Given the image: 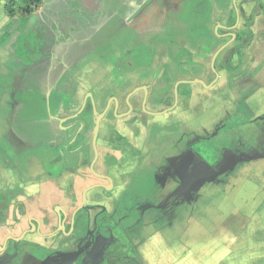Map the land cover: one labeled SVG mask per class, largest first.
Listing matches in <instances>:
<instances>
[{
	"label": "crops",
	"instance_id": "obj_1",
	"mask_svg": "<svg viewBox=\"0 0 264 264\" xmlns=\"http://www.w3.org/2000/svg\"><path fill=\"white\" fill-rule=\"evenodd\" d=\"M5 1L0 0V38L11 33L17 21L5 14ZM196 7L191 12L200 10L205 17H195L198 23L177 45L160 23H151L158 31L141 32L139 42L126 44L125 51L131 46L146 58L131 66L116 67L112 58L122 53H111L109 46L107 53L98 51L113 56L109 60L88 55L77 67L76 93L68 101L62 97L66 81L61 92L54 90L42 100L59 107L50 128L62 124L65 136L52 133L48 147L26 153L23 160L15 149L22 144L10 138L9 131L25 91L18 83L26 77L20 80L18 72L25 69L9 71L0 63V194L10 201L0 212V264H90L92 253L99 259L100 251L102 261L96 264H107L103 257L108 250H95L92 235H81L76 219L73 223L84 192L96 185L87 193L90 229L97 228L106 240H115L113 229L119 231L139 254L119 264H185L175 247L184 250L189 243L193 251L202 242L201 230L195 211L186 218L175 209L187 201L197 206L202 197L174 180H155L175 144L194 149L211 143V149L221 153L211 165L216 170H227V163L241 157L236 165L264 172V0H209ZM247 28L253 36L243 50L241 66L229 71L225 63L237 33ZM221 49L216 74L213 58ZM88 104L82 134L74 142L80 120L70 117ZM102 113L94 160L93 136ZM145 172L152 175L150 184L136 192L135 186L148 182ZM256 248L264 251L262 244ZM113 254L120 260V254Z\"/></svg>",
	"mask_w": 264,
	"mask_h": 264
},
{
	"label": "rangeland",
	"instance_id": "obj_2",
	"mask_svg": "<svg viewBox=\"0 0 264 264\" xmlns=\"http://www.w3.org/2000/svg\"><path fill=\"white\" fill-rule=\"evenodd\" d=\"M53 1L56 0H47L46 2ZM201 1L203 0H146L144 5L135 3V6H131L124 19L120 15L116 17L110 15L112 18L107 17V12H114L116 9L118 11V8L112 6L106 7L104 4L101 12L96 11L94 13L95 17L93 14H89L90 18H95V21L98 23L104 19L101 23L103 30L99 34L101 35L100 37L110 36L107 44L97 45L99 47L95 45L96 49L102 53H107L108 49H111V53L119 54L121 52L124 54V52L132 48L136 52L131 46L127 47L126 51L123 48L128 43L139 42L141 32L158 31V26L151 25V23L163 24L165 32L175 38V45H177L178 39L181 42L182 38H184V33L186 31L191 33L193 26H196V23H198L197 19L199 18L195 17L201 15V20L205 17L204 13L200 12V10L199 12H194V14L191 12L197 9L195 4ZM85 2L89 5L90 10L96 9L94 8L96 6L93 4H97V0H86ZM119 9L121 10L122 6ZM23 26L24 28L28 27L24 17L17 18L16 23L14 22L13 27H11V33L15 29L22 30ZM29 31L30 34L26 35L27 39L23 41L18 54L28 59H37L38 56L43 55L39 52L37 53V46L40 48L42 45V48H46L45 51L49 47L43 46V41L41 37L37 38V33L32 32V29ZM162 31L164 33L163 29ZM99 32L100 30L95 32L89 31L86 36L95 38ZM194 33L197 32L195 31ZM112 44L120 48V51L114 50L113 46H111ZM107 46H109L108 49ZM82 48L72 47L70 50L73 51L69 53V56L61 48H53L50 53L52 57L44 55L45 60L52 61V63L45 65L40 62L38 65L35 64L37 67L35 65L25 67V70L18 72L20 80L26 77L23 79L24 81L18 83V86L25 91L21 94L20 111H18V117H15L17 120H14L15 124L11 131H9V136L10 138L20 140L22 145L18 143L19 148L15 149H18L22 153L21 160L25 159L26 153V155L34 154L48 147L49 142L47 140L52 133L57 131H60V135L66 133L62 124L55 128H50L54 114L59 107H55L54 109L53 106L44 105L42 100L44 97H49V94L54 92V90L60 91L65 81L67 85H65L66 93H62L63 100L68 101L69 97L76 93L74 88L75 76L77 74V67L82 63L83 57L75 59L74 56H77L82 51ZM65 56L68 58L66 59ZM105 57V60H109L113 56ZM52 64V67H56L55 70L53 69L54 71L49 68ZM107 65L109 66V64ZM108 69H110V66ZM87 111H89V108L81 112L75 110L73 117L70 118L82 121L83 114ZM4 112L5 109L3 110ZM39 120L42 121L43 125L40 124L39 126ZM0 127L2 129L3 124H0ZM58 134L55 133L54 136L59 137L60 135ZM225 134L223 130L221 137L224 138ZM217 139L215 137L214 141L218 142ZM210 144L209 142H203V144L192 149L207 164L214 165L217 159L221 157V153L218 150H212ZM11 147L13 148V146ZM236 158L241 161V157H234L232 162L226 164L227 170L240 178L252 180L256 185L248 203L239 210L237 215L233 213L236 205L227 197L219 201L203 197L197 206L194 202L189 203L190 201L185 202L182 206H176L175 211L182 213L186 218L191 217L195 211L197 214L196 218L199 220V223L197 222L196 225H198V231L201 230L199 237L202 239V242L198 243L192 249L193 251L189 250V243L184 250L183 247H175V252L181 259H184L185 264H264V251L259 252L260 250L256 248L258 244L264 245V172L252 169V167L241 163L236 165ZM144 175L148 179V182L144 186L141 185L140 188L135 186L136 192L144 191L145 187L150 184L151 173L145 172ZM134 191L132 187L131 193ZM248 246L250 249H248Z\"/></svg>",
	"mask_w": 264,
	"mask_h": 264
},
{
	"label": "trees",
	"instance_id": "obj_3",
	"mask_svg": "<svg viewBox=\"0 0 264 264\" xmlns=\"http://www.w3.org/2000/svg\"><path fill=\"white\" fill-rule=\"evenodd\" d=\"M46 1L47 0L5 1L4 10L6 15L12 19L24 17L26 25L28 26L25 28L23 26L22 30L15 29L11 34L0 39V63L4 66L5 70L12 71L17 68L30 67L35 64L38 65L40 62L46 63L47 61L44 57L50 56L53 48H61V50H64L66 52L65 54L69 56V53L73 51L70 50L72 47H83L82 51H80L77 56H72L77 59L84 55L82 62L91 54L96 55L94 57L105 60V56H101L100 53L96 51L92 52V49H94L93 47L97 45V40L100 41L99 37L101 35H99V33H101L103 28L99 25L104 19L98 23L95 21V18H90L89 14H93L95 17L94 13L96 11L101 12L105 4L106 7L112 6L118 8V11H116V9L114 12H107V17L112 18L110 15L115 17L120 15L121 18L124 19L131 6H135V3L144 5L146 0H97V4H93L96 6L94 7L96 9L92 10L89 9V5L85 2L86 0H56L49 3ZM202 3L208 5L209 0H203L195 4V6H200ZM258 4L260 5V2ZM121 6L122 9L120 10L119 8ZM253 20L254 13L249 18L248 27L253 23ZM98 27L101 31L95 38L86 36L89 31H99ZM31 29L32 32L37 33V38L41 37L43 46L49 47V49L45 51L46 48H42V45L40 48L37 46V53L43 54L42 56H38L37 59H28L18 54L20 46L23 41L27 39L26 35L30 34L29 30ZM252 36L253 32L249 28L237 33V39L225 63L227 70L235 71L240 68L243 50L250 43ZM108 38L109 37H106V39ZM240 40H243V42ZM238 41L241 43L236 44ZM142 55L144 54L130 50L119 58H112V63L116 65V67L120 65L131 66L133 62L138 61V59H146ZM55 95L57 96L58 94ZM168 179L178 182L179 185L195 192L197 196L202 198L209 197L212 200L218 201L225 197L231 199L236 205V209L233 212L235 215L248 203L256 187L255 182L250 179L240 178L228 170L214 169L192 148L187 145L182 146L181 142L175 144L171 155L163 159L159 171L155 176V180L159 182V184ZM0 203V208L6 207L8 204L7 198L0 195ZM80 214L84 216L85 210L81 211ZM88 221L89 218L86 217L85 225L81 228L84 233L91 232L94 234L96 247L97 245L103 244L110 246V248L107 246L108 252L107 255L103 257V262L105 261L107 264H119V262L127 260L129 255H139L138 252L132 248L131 244L127 242L126 238L119 231H117L119 232V234H117L114 229L113 231L117 238V243L113 249L118 251H113V245H111L108 240L97 234V232L90 230ZM112 252L120 254V260L115 261Z\"/></svg>",
	"mask_w": 264,
	"mask_h": 264
},
{
	"label": "flooded vegetation",
	"instance_id": "obj_4",
	"mask_svg": "<svg viewBox=\"0 0 264 264\" xmlns=\"http://www.w3.org/2000/svg\"><path fill=\"white\" fill-rule=\"evenodd\" d=\"M99 26H101V24L99 25ZM98 29L101 31V29L98 27ZM99 34H101V33H99ZM99 39H101L100 41H107V40H109L110 39V36H109V38L108 39H106V37L104 36V37H99ZM97 41H99V40H97ZM97 45H98V42H97ZM96 45V46H97ZM97 47H99V46H97ZM97 47H93L94 49H92V52H94V51H96V52H98L99 50L98 49H96ZM130 51V50H129ZM128 52V51H127ZM127 52H124V54L125 53H127ZM99 53V52H98ZM123 55V54H122ZM121 55V56H122ZM84 56V55H83ZM82 56V57H83ZM150 56H152L151 54H150ZM66 57V56H65ZM68 57H66V59H67ZM66 59H65V61H66ZM76 59V58H75ZM62 61V60H61ZM60 61V62H61ZM47 63H52V61H47L46 63H43V64H47ZM53 66V64L52 65H50L49 66V68H51V70H55L56 69V67L54 66V67H52ZM53 70V71H54ZM86 108H89V111H90V106H89V104L87 105V107ZM86 108H84L83 110L85 111V109ZM83 115H85V113L83 114ZM83 117H85V116H83ZM82 122L80 121V123L78 124V126H77V129H78V133H75L74 134V142H76V140H77V137L78 136H80L81 134H82ZM77 129H76V131H77ZM99 135V134H98ZM97 139H98V137H97ZM67 146V145H66ZM93 148H94V152H95V147H94V136H93ZM67 149V148H66ZM76 149V148H75ZM80 149V148H79ZM69 150V146H68V149H67V151ZM79 158H80V162L84 159L83 158V153H80V155H79ZM96 159V153H95V158H94V160ZM99 185H96V186H91V187H94V188H97ZM90 188V187H89ZM88 189V188H87ZM86 189V190H87ZM91 190V189H90ZM89 190V191H90ZM88 191V192H89ZM87 192V193H88ZM0 195H2V196H5V198H7V200H8V196H6V195H4V194H0ZM83 199H84V195H83ZM83 202V201H82ZM9 203H10V201L8 200V204H7V206H9ZM1 204V203H0ZM7 206L5 207V208H7ZM1 209H3V208H0V212H1ZM78 210V209H77ZM83 210H85V214H84V216H81V214H80V212L81 211H83ZM87 211H88V204H87V206L84 208V209H80V210H78L77 211V213L74 215V218H73V223L75 222V219H76V230H79V233H81V235H82V233H83V235H92V237H93V239H94V241H95V238H94V234H92L91 232H87V233H84L83 231H82V226L83 225H85V220H86V217H88L89 218V216L87 215ZM61 214L63 215V212H61ZM77 216V217H76ZM76 217V218H75ZM63 221H64V219L62 218V220H61V224L63 223ZM89 228H90V218H89ZM81 228V229H80ZM91 230V229H90ZM91 231H94V232H97V234H98V229L97 228H95V229H93V230H91ZM100 235V234H99ZM109 241V243L111 244V245H113V247H112V249L115 247V245H116V243H117V238H115V240H113V239H111V240H108ZM96 242V241H95ZM94 242V244H96ZM107 246H109V245H106V244H103V245H97V247L95 248V250L96 249H98V248H106V250H107ZM109 248H110V246H109ZM113 251H118V250H116V249H113ZM100 253V258L98 259V257H99V254L98 253H92V255H91V259H90V264H96V263H98V262H100V261H102V252L100 251L99 252ZM119 258V257H118ZM98 260V261H97ZM86 261H88V260H86Z\"/></svg>",
	"mask_w": 264,
	"mask_h": 264
},
{
	"label": "water",
	"instance_id": "obj_5",
	"mask_svg": "<svg viewBox=\"0 0 264 264\" xmlns=\"http://www.w3.org/2000/svg\"><path fill=\"white\" fill-rule=\"evenodd\" d=\"M236 36L233 35V38H235ZM224 49V48H222ZM222 49L220 51H218L215 55H214V58H213V70L215 71V73L217 74L216 72V69H215V61H216V58L217 56L219 55V53L222 51ZM196 82H200V83H203L201 80H197ZM104 113L100 114V116H98L97 120H96V127H95V131H94V147H95V153H96V157L98 156V150H97V137H98V134H99V129H100V123H101V118L103 117ZM94 187H90L88 188L85 192H84V199H83V202L81 204V206L78 208V210L80 209H84L86 206H87V192L92 189ZM77 210V211H78ZM77 211L75 212V214L77 213ZM74 214V215H75Z\"/></svg>",
	"mask_w": 264,
	"mask_h": 264
}]
</instances>
